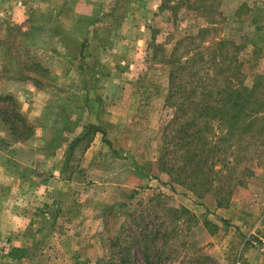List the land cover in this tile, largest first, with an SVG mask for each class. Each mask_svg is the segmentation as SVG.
Segmentation results:
<instances>
[{
	"label": "rangeland",
	"instance_id": "obj_1",
	"mask_svg": "<svg viewBox=\"0 0 264 264\" xmlns=\"http://www.w3.org/2000/svg\"><path fill=\"white\" fill-rule=\"evenodd\" d=\"M199 35L236 74L239 57L237 87L260 77L264 98V0H0V264H96L131 207L162 205L165 264H264L260 126L219 142L207 193L159 162L177 115L165 62ZM186 150H170L175 164Z\"/></svg>",
	"mask_w": 264,
	"mask_h": 264
},
{
	"label": "trees",
	"instance_id": "obj_2",
	"mask_svg": "<svg viewBox=\"0 0 264 264\" xmlns=\"http://www.w3.org/2000/svg\"><path fill=\"white\" fill-rule=\"evenodd\" d=\"M200 36H188L179 41L165 62L170 68L168 101L175 108L177 115L165 128L164 146L159 162L164 168L169 166L166 170L168 175L177 172V176H181L184 180L181 184L187 188H195L202 190L201 193H207L210 189L204 187L206 185L204 167L206 168L210 158L219 152L216 146L222 141L227 144L222 148V151L226 152L232 141L237 142V139H242L247 133L253 137L252 127L256 126L257 130L260 126L261 130H264L260 125L264 123V116L260 114H264V98L259 88L260 77L252 90L237 87L239 83L237 75L241 74L238 73V68L241 67L239 57L237 56L236 74L235 68L228 65L231 64L230 62L226 59H218L222 54L220 53L222 41L217 44L221 49L207 47L205 43L196 41L203 37ZM208 52L213 56L211 54L207 56ZM8 100L11 98H0L2 102ZM16 115L18 116L17 113ZM18 120L23 128L31 132V127L27 126V121L23 117L18 116ZM216 126L221 130V134L212 147V138L217 136L213 130ZM12 131L15 132L13 135L16 139L25 138L15 131V128ZM175 139H178V142H174ZM183 144L187 150L181 156L184 166H180L173 162L170 153L175 151L174 153L177 154V147ZM230 164V161L225 164V168L229 171ZM214 165L212 162L208 169L213 171ZM175 180H178V177ZM237 183L241 184L240 181ZM162 206L160 211L150 212L138 211L131 207L120 233L110 242L109 248L112 253L100 258L96 264H140L141 261L144 264H165L163 255L165 253L166 257L169 256L166 247L174 239L171 238L173 231L166 228L172 207ZM173 212L176 215L190 214V211L184 207ZM194 218L196 216L192 214V219ZM158 220L161 221L160 224L154 225ZM177 220H180V217H177ZM171 250L169 249V252ZM139 253L142 255V260L139 258Z\"/></svg>",
	"mask_w": 264,
	"mask_h": 264
},
{
	"label": "crops",
	"instance_id": "obj_3",
	"mask_svg": "<svg viewBox=\"0 0 264 264\" xmlns=\"http://www.w3.org/2000/svg\"><path fill=\"white\" fill-rule=\"evenodd\" d=\"M19 146H22L24 148H26V145H22V143L19 144ZM17 147V146H16ZM9 149L8 146H5V148H1L0 150H2V152H4L5 150ZM4 150V151H3ZM7 153V152H6ZM5 210V209H4Z\"/></svg>",
	"mask_w": 264,
	"mask_h": 264
}]
</instances>
